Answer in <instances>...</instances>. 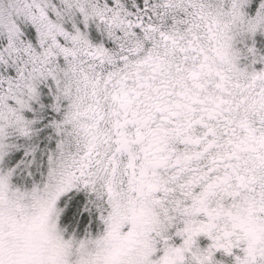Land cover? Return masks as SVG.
<instances>
[{"label":"snow or ice","instance_id":"1","mask_svg":"<svg viewBox=\"0 0 264 264\" xmlns=\"http://www.w3.org/2000/svg\"><path fill=\"white\" fill-rule=\"evenodd\" d=\"M0 264H264V0H0Z\"/></svg>","mask_w":264,"mask_h":264}]
</instances>
